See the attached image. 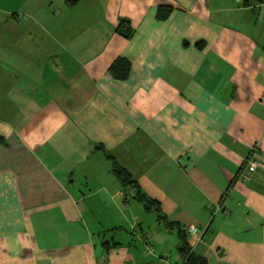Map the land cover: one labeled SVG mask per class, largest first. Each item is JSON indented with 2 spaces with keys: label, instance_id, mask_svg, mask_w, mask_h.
Segmentation results:
<instances>
[{
  "label": "crops",
  "instance_id": "1",
  "mask_svg": "<svg viewBox=\"0 0 264 264\" xmlns=\"http://www.w3.org/2000/svg\"><path fill=\"white\" fill-rule=\"evenodd\" d=\"M183 235L264 264V0H0V264H183Z\"/></svg>",
  "mask_w": 264,
  "mask_h": 264
},
{
  "label": "trees",
  "instance_id": "2",
  "mask_svg": "<svg viewBox=\"0 0 264 264\" xmlns=\"http://www.w3.org/2000/svg\"><path fill=\"white\" fill-rule=\"evenodd\" d=\"M78 0H66V3L69 6H74L76 5ZM116 32L121 34L124 37H130L132 30L129 26L128 20L122 19L118 23V26L116 28ZM129 63L124 60L123 58H118L116 61H114L111 66L109 67V72L110 74L116 78V79H125L128 76L129 73ZM109 159H111L110 156L107 155ZM114 171L118 175V177L121 178L123 187L126 188L129 186L131 193V197L134 198V200H137L138 202L142 203L144 208L146 210H153L157 213L158 218L160 220H164V216L161 214V211L159 209V206L149 198H147L143 193L140 192V190L133 184V182L130 180L127 175V173L124 174V171L119 169L118 167L114 168ZM128 190V189H127ZM125 192V190H123ZM123 193V192H122ZM168 225V224H167ZM182 233V231H179ZM153 248V247H152ZM179 254L183 258V264H208V261L206 258H204L201 255L195 254L192 249L188 246L187 241L184 237L182 236V241L180 243V246L178 248ZM161 258H159V263L160 264H165L161 262Z\"/></svg>",
  "mask_w": 264,
  "mask_h": 264
},
{
  "label": "built area",
  "instance_id": "3",
  "mask_svg": "<svg viewBox=\"0 0 264 264\" xmlns=\"http://www.w3.org/2000/svg\"><path fill=\"white\" fill-rule=\"evenodd\" d=\"M256 166H257V161L256 160H248V172H250V173L253 172L255 170ZM239 179L245 180V178H243V177H239ZM185 232L188 235H191L195 239V241H199V238L197 236V234H198L197 227H189V228H187L185 230ZM141 239L146 241L147 240V236L143 235L141 237ZM146 253L147 254H154L155 253V251H154V249L152 248L151 245H147L146 246ZM161 262L165 263L166 261H165L164 258H162Z\"/></svg>",
  "mask_w": 264,
  "mask_h": 264
},
{
  "label": "rangeland",
  "instance_id": "4",
  "mask_svg": "<svg viewBox=\"0 0 264 264\" xmlns=\"http://www.w3.org/2000/svg\"><path fill=\"white\" fill-rule=\"evenodd\" d=\"M175 235H177V233H175Z\"/></svg>",
  "mask_w": 264,
  "mask_h": 264
}]
</instances>
